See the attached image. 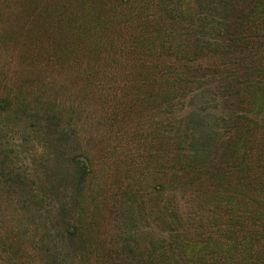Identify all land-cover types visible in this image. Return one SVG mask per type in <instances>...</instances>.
I'll list each match as a JSON object with an SVG mask.
<instances>
[{
    "label": "rangeland",
    "instance_id": "obj_1",
    "mask_svg": "<svg viewBox=\"0 0 264 264\" xmlns=\"http://www.w3.org/2000/svg\"><path fill=\"white\" fill-rule=\"evenodd\" d=\"M0 264H264V0H0Z\"/></svg>",
    "mask_w": 264,
    "mask_h": 264
},
{
    "label": "trees",
    "instance_id": "obj_2",
    "mask_svg": "<svg viewBox=\"0 0 264 264\" xmlns=\"http://www.w3.org/2000/svg\"><path fill=\"white\" fill-rule=\"evenodd\" d=\"M215 1L211 4V6H210V8H212V9H210L211 10V12L213 13V14H215V15H213V21H214V23H215V26H214V29H215V31H220L221 29H222V27H223V21H224V19H223V17L220 15L221 14V11H219L218 12V10H219V7H214L215 5ZM257 11V10H256ZM251 16L253 15V14H251V13H249ZM245 15L244 17H242V22H246V21H249L251 18V16L250 15ZM180 15V14H179ZM176 17H178V15L176 16ZM208 18H210L211 19V17H209L206 13H199V17H198V19H199V23H201L200 24V28H198L199 30L198 31H201V29H203L204 27L206 28V27H210V25H211V22H209V20H208ZM205 20V21H204ZM233 24H235V23H233ZM252 25V24H251ZM246 37V38H245ZM248 37L247 36H242L241 37V39L243 40V42L244 43H249V42H247L246 41V39H247ZM251 46L253 45V44H250ZM225 57V56H224ZM228 59L229 60H232L231 59V56H230V54H229V56H228ZM229 60H227V61H229ZM236 69H238V70H240L241 72V74H242V76L243 75H247V74H245V72H246V70L248 69V67H246V68H244L243 67V65L242 64H237V68ZM236 72V71H235ZM235 72H232V73H226V74H230V75H232L233 77H238L237 75H235ZM230 75L228 76V77H225V78H218V80H220V81H222V80H224L225 82H227V80H228V78L230 77ZM232 81H230V83H231ZM234 82V81H233ZM222 87H224V89H225V94H227V95H234V93L236 92L237 94L238 93H240L241 91H242V87L240 86V82H239V84L237 85V86H232L231 84H229V87L228 86H226V85H222ZM198 125V126H197ZM197 125H194V126H191L190 128H186V132L187 131H189L190 130V132H189V134H188V137L191 139H189V138H186V140H184V142L185 141H187V145L185 144V147H186V150H185V152H187V153H190V152H196V154H195V158H196V161L197 160H199L198 161V164L200 165L201 164V162L203 161V160H200V158H199V155H200V153L196 150V148H197V146L200 144V141H199V138H200V136L202 135V129L204 128L202 125H201V123H199V124H197ZM229 125L231 126V123H229ZM231 128V127H230ZM233 129H234V131H235V133L237 132H239V131H241V129L239 128V127H233ZM232 130V129H231ZM230 133H231V136L229 137V138H226V139H224L223 137H221V136H219L218 138H217V144L220 142V147L221 148H223V149H225V150H229V148L232 146L231 144H233L234 142L235 143H240V145L242 146V147H245L246 146V144H247V138H245V137H237V139L236 140H234V142L232 141V139H233V135H232V131H230ZM230 135V134H229ZM179 137V136H178ZM226 137V136H225ZM179 139V142H178V144L179 143H184L182 140H181V138H178ZM241 139H245V141L244 140H241ZM189 140V141H188ZM216 143V142H215ZM182 146H183V144H182ZM247 147H249L248 145H247ZM181 150L183 149V148H181V147H179ZM177 151V150H176ZM183 151V150H182ZM182 151H177V156L178 157H182ZM237 151V150H236ZM236 151H235V153H236ZM234 153V152H233ZM228 153H225V152H222V156H225V155H227ZM201 161V162H200ZM207 161H208V158L206 157V166H208L209 164L210 165H213V169L215 170L213 173L211 172V171H209V174H211V175H215V174H220L221 173V171L223 170L222 169V166H223V163L222 162H218V160H212V163H207ZM214 163V164H213ZM186 167H189V164H187L185 167H184V165L181 167V168H173V174L174 173H179L180 171H183L184 172V177H185V175L187 174V173H185V171H186ZM199 167V166H198ZM211 168H212V166H210ZM200 170V169H199ZM205 173H208L207 171L205 172ZM211 175H209L210 176V178H214V176H211ZM209 180H211V179H209ZM208 181V180H207ZM45 201V199L43 200V202Z\"/></svg>",
    "mask_w": 264,
    "mask_h": 264
}]
</instances>
